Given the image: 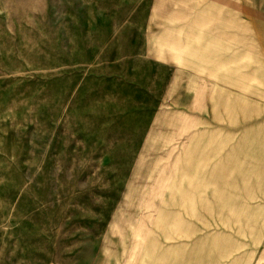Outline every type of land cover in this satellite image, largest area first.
<instances>
[{"label": "rangeland", "instance_id": "obj_1", "mask_svg": "<svg viewBox=\"0 0 264 264\" xmlns=\"http://www.w3.org/2000/svg\"><path fill=\"white\" fill-rule=\"evenodd\" d=\"M236 1L264 14V0ZM144 5L0 0V264L42 263L55 236L79 245L78 264H135L186 140L187 83L87 82L103 55L115 78L133 77ZM240 93L264 101V83ZM253 225L238 264H264V202ZM86 239L94 258L82 260Z\"/></svg>", "mask_w": 264, "mask_h": 264}, {"label": "crops", "instance_id": "obj_2", "mask_svg": "<svg viewBox=\"0 0 264 264\" xmlns=\"http://www.w3.org/2000/svg\"><path fill=\"white\" fill-rule=\"evenodd\" d=\"M140 25L133 77L115 78L103 55L101 79L87 82L187 83L186 140L135 264H238L240 247L262 232L253 217L264 202V101L240 90L264 83V14L236 0H145ZM60 237L45 241L38 261L66 264L70 255L78 264L79 245ZM90 242L80 245L82 260L94 258Z\"/></svg>", "mask_w": 264, "mask_h": 264}, {"label": "bare ground", "instance_id": "obj_3", "mask_svg": "<svg viewBox=\"0 0 264 264\" xmlns=\"http://www.w3.org/2000/svg\"><path fill=\"white\" fill-rule=\"evenodd\" d=\"M106 247V246H105ZM107 249V248H106Z\"/></svg>", "mask_w": 264, "mask_h": 264}]
</instances>
